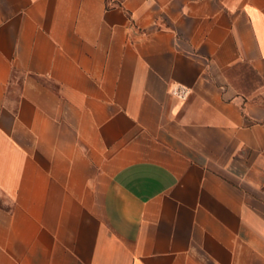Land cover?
I'll use <instances>...</instances> for the list:
<instances>
[{
    "label": "crops",
    "instance_id": "0c3cea01",
    "mask_svg": "<svg viewBox=\"0 0 264 264\" xmlns=\"http://www.w3.org/2000/svg\"><path fill=\"white\" fill-rule=\"evenodd\" d=\"M0 264H264V0H0Z\"/></svg>",
    "mask_w": 264,
    "mask_h": 264
}]
</instances>
